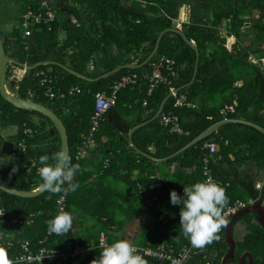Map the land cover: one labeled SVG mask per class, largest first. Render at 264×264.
<instances>
[{
  "label": "trees",
  "instance_id": "16d2710c",
  "mask_svg": "<svg viewBox=\"0 0 264 264\" xmlns=\"http://www.w3.org/2000/svg\"><path fill=\"white\" fill-rule=\"evenodd\" d=\"M7 1L9 7L2 10ZM41 1L0 0V38L6 55L27 65L43 60L53 62L28 69L18 81L10 77L12 68L19 66L8 63L7 87L18 97L45 105L62 120L71 158L89 132L96 91L108 90L124 74L151 71L152 62H160L166 57L173 59L176 65L172 86L182 87L192 78L196 56L194 49L180 34L167 31L156 54L147 64L135 69L121 68L107 78L87 81L67 72L59 64L94 78L124 63H140L151 51L162 30L177 27L183 7L188 8V13L180 29L195 42L199 56L194 80L179 92L184 93L196 107L174 108L173 97H170L164 109L179 115L181 126L188 134L171 133L155 118L132 133L130 144L129 130L150 118L169 92L167 85L159 84L147 96V80L141 79L137 85L118 92L115 103L103 115L93 133L92 144L101 152L102 160L112 161L118 156L119 160L127 163L128 171L135 167L139 169L141 177L138 181L133 180V185L136 182L147 185L152 181L150 176L156 162L142 156L133 145L154 157L168 156L210 124L219 121V110L225 104L235 106L229 118L246 119L264 128V72L249 61L250 54L264 56V0H47L56 15L49 23L51 29L45 24L32 25L30 34L24 36L20 27L22 15L28 6L36 11ZM7 25L10 26L9 31L5 28ZM227 36L234 37L229 47ZM39 69L48 70L53 75V98L44 95V86L33 77ZM74 85L79 86L81 92L68 94V89ZM144 99L147 100L145 105ZM11 128L15 131L4 136V132ZM26 128H30L31 133H24ZM5 140L13 143L12 154L1 152ZM20 142H24L25 150L21 149ZM208 142L217 146L216 152L211 154V166L217 182L226 190L228 204L250 197L258 202L264 196V134L249 125L225 123L210 136L164 162L176 166L177 176L191 175L194 179L192 183L202 181V158L209 154L203 146ZM60 146V137L48 117L37 111L16 108L0 95V178L8 185L20 190L38 187L42 183L39 175L35 171H25L29 159L34 158L41 166L39 157H51L60 150ZM13 167L18 171L13 172ZM190 170L192 172L187 173ZM258 182H263L260 189L256 188ZM162 185L164 199L170 202L169 185L177 192L175 185H178V180H162ZM62 194L52 195L45 190L34 197H20L0 189V208L12 216L22 215L24 218L22 224H13L0 216V236L10 258L18 252L22 241L28 240L33 248L37 246L38 240L48 230L47 221L55 215L56 201ZM73 194L70 192L65 197V210L69 212L73 199L79 198ZM148 208L153 219L160 222L158 219L168 212L169 203L165 206L156 203ZM101 215L108 219L101 220ZM95 220L96 224L90 225L96 229L92 228L93 232L88 231L86 236L80 237L71 230L65 236L52 233L48 236V246L64 251L77 244L93 245L84 257L69 259L63 264H90L98 258L102 248L97 246V233L111 226L116 218L98 212L92 222ZM169 221L170 218L163 226L169 225L175 232L177 226ZM237 222L244 223L246 231L236 240L234 256L228 262H237L242 253L250 252L253 264H264V228L257 222V213H243L235 224ZM176 233L177 240L169 235L162 240L173 243L176 248L189 241L182 231ZM219 236L218 241L202 249L207 252L206 259L212 264H220L221 257L228 250L224 228ZM159 242L162 241L146 245L154 246ZM40 264L61 263L46 259Z\"/></svg>",
  "mask_w": 264,
  "mask_h": 264
},
{
  "label": "built area",
  "instance_id": "2783aa9c",
  "mask_svg": "<svg viewBox=\"0 0 264 264\" xmlns=\"http://www.w3.org/2000/svg\"><path fill=\"white\" fill-rule=\"evenodd\" d=\"M56 18L54 11L51 9L47 0H42L37 10L30 6L26 8L22 15L21 29L23 30V35L28 36L30 34V26H36L45 24L48 29H51V23ZM184 19L179 18L177 20L176 26L181 28V23ZM193 41V40H191ZM194 42V41H193ZM249 61L258 66L264 72V56L259 57L253 54H250ZM152 70L145 71L142 73H128L124 74L115 80L108 90L96 91L93 97V111L90 118V129L84 139L82 146L76 151L74 156L71 158L72 163L76 164L80 160V157L84 154L88 147L92 146V136L93 133L97 130L100 125V122L103 118V115L107 112L108 109L112 107L117 99L118 92L122 89L135 86L141 79L147 80L148 87L146 95H151L153 89H155L159 84H165L168 86L169 91L174 90L172 86V79L176 75V65L175 61L171 58H164L160 62H152ZM26 69L22 67H17L13 72V80H21L22 77L26 74ZM33 77H35L41 86H44V95L48 98H53L55 96V91L53 89V75L44 69L37 70ZM81 88L77 85L71 86L68 89V94L79 93ZM32 94L30 93V96ZM61 96H64V93H61ZM173 104L174 108H195L196 104L190 101L184 93L173 92ZM147 103V100H143V105ZM235 106L233 104H225L219 110L221 119L229 118V115L234 112ZM158 123L164 127H167L171 133L175 134H188L181 126L180 117L178 114L174 113L171 110L165 111L163 109L158 115ZM24 133H31L30 128H26ZM22 150H25L26 146L24 142H20ZM204 148L209 150V154L204 155L201 163V174L204 179L211 178L217 182L211 166V154L216 152L217 146L214 142L205 143ZM107 165V160L104 161V166ZM40 166L36 163L34 158H30L26 167V173L30 171H35L38 174L37 169ZM152 181L148 185H143L140 182H136L135 187L138 190L141 197L144 199V202L148 206L156 204L161 197L164 196L162 190V181L157 174H152L150 176ZM262 182L256 184V188L260 189ZM66 195L62 194L56 201V212L59 209H64L66 206ZM256 203L255 198H248L246 200L237 199L233 203L228 204L224 209L225 219H229L233 214L241 210L242 208L254 205ZM0 216L10 221L13 224H22L24 218L22 215L12 216L11 213L5 212V209L0 208ZM28 222V221H27ZM223 230V229H222ZM221 230V231H222ZM51 233L47 230L46 234L41 237L36 247H32L31 243L28 240L22 241L19 245L18 252L11 257L14 261V264H40L43 263L46 259H53L57 263H65L69 259H74L78 257H84L86 252L90 250L91 246L87 245H77L69 251H64L61 248L55 246H48V236ZM102 243L111 244L109 242L105 231H100L97 238V246L102 248ZM0 244H2V238L0 236ZM139 251V254L143 256L145 260H152L160 264H212L211 261L206 259V255L202 249H197L191 246L190 242L181 244L178 248L171 242L162 241L156 245H134Z\"/></svg>",
  "mask_w": 264,
  "mask_h": 264
},
{
  "label": "crops",
  "instance_id": "0c3cea01",
  "mask_svg": "<svg viewBox=\"0 0 264 264\" xmlns=\"http://www.w3.org/2000/svg\"><path fill=\"white\" fill-rule=\"evenodd\" d=\"M182 9L180 18L186 21L188 8L183 7ZM233 42V36L226 37L228 47ZM109 155L113 156L111 152H109ZM119 159L118 156L116 158L114 157L112 161L106 159L107 165L104 166L102 154L93 144L80 157L78 161L80 171L77 172L78 175L76 178V182L79 183V188L73 194L74 197L79 198H74L70 205V212L74 216V227L71 232L78 234L80 237L86 236L89 232H93L91 225L88 230L83 225H88L89 220L92 221L95 213L105 212L108 215H113L116 221L111 226L106 227V229H100L99 232L101 230L105 231L107 238L113 242L117 239H128L132 244L146 245L151 242L163 241L165 235H169L170 238L177 240L176 231L179 233L182 231L179 225V210L181 206H174L167 199H164V196L161 197L157 204L160 203V205L165 206L169 203L168 212H164L159 217L158 220L160 222L154 220L150 214V209L145 204L144 199L139 194L135 185H133V180L138 181L141 177L139 169L135 167L128 171L127 163ZM106 168L108 169L107 171H105ZM152 169V174H157L161 181L176 182L178 180V185L175 186L180 195L183 193V186L192 184L194 180L191 175L188 177L177 176L175 173L177 171L176 166L165 163L164 161L156 162ZM191 172L192 170L187 171L189 174ZM169 188L171 191L174 187H170L169 185ZM100 218L103 221L108 219L104 215H101ZM169 218V222L177 226L175 232L171 231L169 225L163 226ZM233 231H238L241 238L246 231V225L242 222H237L233 226L232 236ZM239 239H235V241ZM77 245L93 246L89 244ZM204 253L207 256V252ZM245 261L247 264L248 259L246 258ZM146 262L147 264H158L152 260H146Z\"/></svg>",
  "mask_w": 264,
  "mask_h": 264
},
{
  "label": "clouds",
  "instance_id": "9594fccd",
  "mask_svg": "<svg viewBox=\"0 0 264 264\" xmlns=\"http://www.w3.org/2000/svg\"><path fill=\"white\" fill-rule=\"evenodd\" d=\"M39 164L41 166L37 172L42 181V189L52 195H67L79 188L75 177L80 171V165L72 163L66 151L58 150L51 157L42 155L39 157ZM12 171L18 169L13 167ZM170 202L174 206H181L179 225L183 236L189 240L192 247L203 249L220 239L219 233L227 225L223 213L229 203V197L218 182L209 177L183 186L182 196L171 190ZM73 223L72 213L59 209L47 221V228L52 234L65 236L73 229ZM139 251L130 240L117 239L111 244L102 243L98 258H94L90 264H147ZM0 264H14L3 244H0Z\"/></svg>",
  "mask_w": 264,
  "mask_h": 264
},
{
  "label": "water",
  "instance_id": "95a60500",
  "mask_svg": "<svg viewBox=\"0 0 264 264\" xmlns=\"http://www.w3.org/2000/svg\"><path fill=\"white\" fill-rule=\"evenodd\" d=\"M167 31H172L175 33L180 34V36L182 37V39L188 44L190 45L194 51H195V68H194V72L192 75V78L190 80V82L188 84H190L196 75L197 72V63H198V56H199V52L197 49V46L195 44V42L189 40L185 34L181 31L180 28L175 27V28H168V29H164L162 30L156 37L155 39V43L153 48L151 49V51L148 53V55L140 62V63H124L122 65H119L117 67H114L108 71H105L103 73H101L100 75L94 77V78H90L87 77L79 72L74 71L73 69L59 64L63 69H65L67 72L72 73L73 75H75L78 78L87 80V81H96L99 80L101 78H107L110 77L112 75H114L116 72H118L121 68H127V69H135V68H139L145 64H147L156 54L158 47H159V43L160 40L162 38V36L164 35L165 32ZM8 63H14L17 64L19 67L25 68L26 70L28 69H33L37 66H41L44 64H51L53 63L52 61H48V60H43V61H38L36 63H34L33 65H27L26 63H18L16 60L9 58L4 50V45H3V41L0 38V95L7 100L8 102H10L12 105H14L16 108H21V109H26V110H30V111H37L41 114H43L44 116L48 117L50 119V121L53 123L55 130L57 131L59 137H60V150H64L67 153H69V146H68V136H67V132L65 129V126L62 122V120L48 107H46L45 105L35 102L31 99H24L21 97L16 96L15 94H13L12 92H10L7 88V79H6V67ZM187 84V85H188ZM184 85L182 87H178V88H174L173 91H169L168 94L161 100V102L159 103L155 113L148 118L147 120L137 123L136 125H134L128 132V140L130 142V144L132 143V133L146 125L147 123L151 122L152 120H154L155 118L158 117L159 113L164 109L165 103L167 102V100L172 96L173 92H178L180 91L182 88H184ZM225 123H242V124H246L249 125L255 129H257L258 131H260L262 134H264V128L260 125H257L256 123H253L251 121H248L246 119H240V118H227V119H220L219 121H216L212 124H210L208 127H206L204 130H202L200 133H198L196 136H194L190 141H188L184 146H182L180 149L176 150L174 153L162 157V158H157L154 157L148 153H145L143 151H140L139 149H137L134 145L133 148L140 153L142 156L155 161V162H160V161H165L168 158L175 156L179 153H181L182 151H184L185 149L189 148L192 145H195L197 142H199L202 139H205L206 137L210 136L213 132H215L221 125L225 124ZM1 152L3 154H12L13 153V143L10 141L5 140L2 143L1 146ZM42 184V183H41ZM41 184L36 187L35 189H30V190H20V189H16L10 185H8L3 179L0 178V189L4 192L10 193L12 195H16V196H20V197H34L39 195L40 193H42L43 191H45L44 189L41 188ZM254 211L257 213V221L258 223L264 228V196L258 201L256 202L254 205L242 208L241 210H239L238 212H236L235 214H233L231 216V218L228 220L227 225L224 227V238L226 243L229 245L227 252L224 254V256L221 258V262L220 264H227V258L229 257H233L234 255V250L236 247V241L232 236V230H233V226L235 224V221L243 214L246 212H251ZM248 259L247 264H253V258L250 252H245L243 253L238 261V264H245V259Z\"/></svg>",
  "mask_w": 264,
  "mask_h": 264
},
{
  "label": "rangeland",
  "instance_id": "374dc122",
  "mask_svg": "<svg viewBox=\"0 0 264 264\" xmlns=\"http://www.w3.org/2000/svg\"><path fill=\"white\" fill-rule=\"evenodd\" d=\"M4 4H5V5L3 6L2 10H6V9L9 7V2H8V1L5 2ZM1 7H2V6H1ZM10 7H11V6H10ZM2 10H0V12H2ZM182 10H183V9L180 10V15H182V13H181ZM179 17H181V16H179ZM5 28H6V30H8V31L10 30V26H8V25H7V27L5 26ZM6 30H5V31H6ZM16 68H17V67H13V68H12V71H11V77H10L11 79H12V77H13V70L16 69ZM14 131H15V128H11V129H9V130H7V131L4 132V136H7L8 134L13 133ZM96 222H97L96 220H95L94 222H92L91 220H89V224H88V225H83V227H85V228L88 230V229L90 228V224H92V223H93V224H96ZM85 224H86V223H85ZM76 227H77V226H76ZM77 228H78V227H77ZM92 228H93V229H96V228H94L93 226H92ZM236 230H237V229H236ZM236 233H237V234H236ZM238 233H239L238 231H236V232L233 231V238H234V239H239V238H240V235H239ZM97 238H98V236H97ZM133 245H136V244H133Z\"/></svg>",
  "mask_w": 264,
  "mask_h": 264
},
{
  "label": "flooded vegetation",
  "instance_id": "af4514ba",
  "mask_svg": "<svg viewBox=\"0 0 264 264\" xmlns=\"http://www.w3.org/2000/svg\"><path fill=\"white\" fill-rule=\"evenodd\" d=\"M223 256H224V255H223ZM223 256H222V257H223ZM233 256H234V255H233ZM222 257H221V258H222ZM230 258H232V257L227 258V261H226L227 264H238V261H239V260H238L237 262H233V263L228 262V260H229ZM220 262H221V260H220ZM245 264H246V262H245Z\"/></svg>",
  "mask_w": 264,
  "mask_h": 264
}]
</instances>
